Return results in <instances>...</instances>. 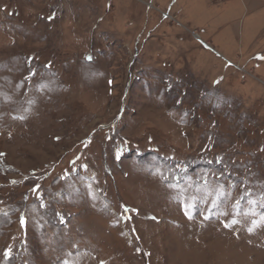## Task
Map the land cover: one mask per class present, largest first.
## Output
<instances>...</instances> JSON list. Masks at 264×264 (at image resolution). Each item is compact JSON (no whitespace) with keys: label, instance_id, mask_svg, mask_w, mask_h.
I'll return each mask as SVG.
<instances>
[{"label":"rangeland","instance_id":"rangeland-1","mask_svg":"<svg viewBox=\"0 0 264 264\" xmlns=\"http://www.w3.org/2000/svg\"><path fill=\"white\" fill-rule=\"evenodd\" d=\"M262 197L264 0H0V264H264Z\"/></svg>","mask_w":264,"mask_h":264},{"label":"snow or ice","instance_id":"snow-or-ice-1","mask_svg":"<svg viewBox=\"0 0 264 264\" xmlns=\"http://www.w3.org/2000/svg\"><path fill=\"white\" fill-rule=\"evenodd\" d=\"M249 195H250V193H249ZM262 198H264V197H262ZM250 203L255 204V201H250ZM189 206H190V207H195L194 204L189 205ZM262 207H264V205H262ZM253 215H255L254 212H253ZM262 218H264V214H262ZM21 223H23V220L21 221ZM234 223H235V221H234ZM254 223H255V221H254ZM225 227H227V225H225ZM249 231H251V229H250ZM9 254H10L9 252H6V253H5V255H9Z\"/></svg>","mask_w":264,"mask_h":264},{"label":"trees","instance_id":"trees-1","mask_svg":"<svg viewBox=\"0 0 264 264\" xmlns=\"http://www.w3.org/2000/svg\"><path fill=\"white\" fill-rule=\"evenodd\" d=\"M217 160H215V163L218 164V165H223L222 164V160L218 157H216ZM214 161V160H213ZM213 163V162H212Z\"/></svg>","mask_w":264,"mask_h":264}]
</instances>
